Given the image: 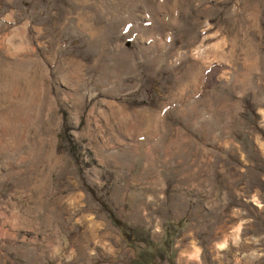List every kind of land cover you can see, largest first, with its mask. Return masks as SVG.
<instances>
[{
    "label": "rangeland",
    "instance_id": "374dc122",
    "mask_svg": "<svg viewBox=\"0 0 264 264\" xmlns=\"http://www.w3.org/2000/svg\"><path fill=\"white\" fill-rule=\"evenodd\" d=\"M0 264H264V0H0Z\"/></svg>",
    "mask_w": 264,
    "mask_h": 264
},
{
    "label": "trees",
    "instance_id": "16d2710c",
    "mask_svg": "<svg viewBox=\"0 0 264 264\" xmlns=\"http://www.w3.org/2000/svg\"><path fill=\"white\" fill-rule=\"evenodd\" d=\"M120 224L124 227L123 230L125 231V234L128 235V233H127L126 230H125V229H126V226H124L121 222H120Z\"/></svg>",
    "mask_w": 264,
    "mask_h": 264
},
{
    "label": "bare ground",
    "instance_id": "6f19581e",
    "mask_svg": "<svg viewBox=\"0 0 264 264\" xmlns=\"http://www.w3.org/2000/svg\"><path fill=\"white\" fill-rule=\"evenodd\" d=\"M243 245V244H242ZM248 245V244H247Z\"/></svg>",
    "mask_w": 264,
    "mask_h": 264
}]
</instances>
